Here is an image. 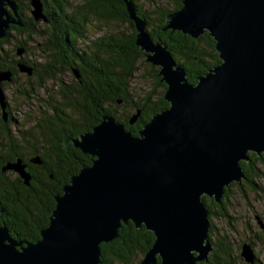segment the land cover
<instances>
[{
	"label": "water",
	"instance_id": "1",
	"mask_svg": "<svg viewBox=\"0 0 264 264\" xmlns=\"http://www.w3.org/2000/svg\"><path fill=\"white\" fill-rule=\"evenodd\" d=\"M125 1L139 29L138 48L148 52L149 65L160 66L168 106L152 114L138 134L103 112L91 129L66 136L64 148L90 154L91 163L54 194L48 223L35 241L15 239L0 223V264H98L99 244L115 238L128 219L154 234L138 264L206 261L212 244L202 196L219 202L232 181L244 178L240 160H247L249 151H264V0H181L177 10L167 12V30H181L192 39L208 31L215 41L220 61L195 82L166 43L148 37V16L135 17L132 1ZM29 3L33 18L49 24L42 0ZM17 7L16 0H0V38L8 42L10 24H24ZM16 65L32 71L23 60ZM72 73L79 75L76 66ZM10 75L9 69H0L4 120L1 82ZM34 160L41 161L38 155ZM6 168L26 182L30 177L19 157ZM241 255L254 260L249 243L242 244Z\"/></svg>",
	"mask_w": 264,
	"mask_h": 264
},
{
	"label": "trees",
	"instance_id": "2",
	"mask_svg": "<svg viewBox=\"0 0 264 264\" xmlns=\"http://www.w3.org/2000/svg\"><path fill=\"white\" fill-rule=\"evenodd\" d=\"M16 1L17 12L21 15L24 24L21 26L12 24V28L18 34H23V39L12 44L15 51L19 46L24 47L27 44L32 33L40 31L37 27L38 20H35L29 12L31 9L29 0ZM131 1L135 7L136 17L148 16L151 24L146 25L148 37L152 42L160 40L166 43L170 54L186 70L190 82H195L198 75L204 74L220 61L215 49V41L213 37H209L208 31L203 33V37L192 39L189 34H181V30H167V12L177 10L181 6V0L169 2L151 0V5L146 7L140 6V0ZM42 2L43 12L49 18L51 32L49 39H52L49 46L54 51L49 52L46 64L41 63L37 66L36 69H40L38 78L40 75H52L55 70L72 71V67L76 66L81 79L77 91L74 88L76 97L71 99L75 113L67 111L66 106L70 104L68 102L58 101L52 95L45 99L46 104L51 108L46 138L49 139L50 144L52 143L49 153L55 152V159L60 152L65 151L63 145L65 136H73L91 129L101 119L103 112L113 114L116 119L124 122L128 130L138 134L139 128L149 120L152 114L168 106L163 96L166 84L160 79V66L149 65L148 52L138 48V36L134 31V26L137 24L129 17L125 0H81L79 3L70 0H42ZM88 13L103 15L105 20L111 18L127 20L133 27V32L130 34L110 32L103 35L101 39L95 40L92 45L84 47L83 40L87 37L85 21ZM4 42L6 40L0 38V46ZM139 57L143 58L141 63L144 64L142 75L148 76L151 83L148 90H140L135 94L131 81L137 71ZM17 60L9 59L7 52L0 49V69L17 70ZM21 60L28 61L25 57ZM40 82H42L41 78ZM161 86L164 89L157 92V87ZM59 87L63 95L68 96L62 83ZM119 108L122 109V113H118ZM137 111L136 120L130 123L131 115ZM39 117L35 123L38 130L40 126H46L45 121L42 120L43 115L40 114ZM10 154L11 157L3 156V161L11 160L14 152L12 154L9 150L8 155ZM68 154L70 159L73 157L74 161L80 162L64 166L63 164H49V166L47 164L49 169H54L53 166L65 168V175L59 177L58 181L46 183L42 177L35 176L40 183L36 180L37 182L32 181L29 186L24 187L13 180L12 171H3L4 164H0V202L4 207L3 213H0V222L6 223L10 234L15 239L23 242L38 239L40 229L47 225L49 213L54 208V194L62 192L63 185L69 181L72 173L82 165L91 163L92 156L80 149H71ZM261 160L263 155L253 151L248 152L247 160H240L245 184L248 183L252 187L254 184L252 178L259 173L254 163ZM236 184L242 186V183ZM228 189L227 186L219 202L214 201L212 197L208 201L206 195L202 196L209 211L210 224L207 237L212 244V249L207 260L198 261L197 264H237L238 254L232 253L230 241L211 237L212 214L228 217L224 208L225 200H223ZM153 240L154 234L145 227V224L141 223L137 227L132 220L128 219L127 222H122L115 238L99 244L100 262L98 264H138L140 257L151 246Z\"/></svg>",
	"mask_w": 264,
	"mask_h": 264
},
{
	"label": "rangeland",
	"instance_id": "3",
	"mask_svg": "<svg viewBox=\"0 0 264 264\" xmlns=\"http://www.w3.org/2000/svg\"><path fill=\"white\" fill-rule=\"evenodd\" d=\"M70 1L81 2V0ZM152 1L155 2L156 0ZM167 1L169 2L170 0ZM141 5L143 7L149 6L151 5V0H140ZM130 14L132 15V12ZM85 22L87 37L83 40L84 47L92 45L95 40L101 39L104 37L103 35H107L110 32L116 31L125 34L133 32V27L127 20L116 18L105 20L103 15L99 14L92 15L88 13ZM135 26L134 31L138 33L139 40V29L137 25ZM37 27L40 31L32 33L27 40V44L24 47L22 46V51L18 53V48L21 46L15 51L12 44L19 39H23V34H18L12 28V24H10L7 29H10L11 35L9 42L2 43L0 49H4L7 52L9 59L21 60L22 57H25L26 59H34L37 62H41L43 65L46 64L49 52L54 51L46 41L49 38L50 25L40 18L38 19ZM142 59V57L138 58L137 71L131 81V87L135 94L140 90H148L151 83L148 76L142 75L144 71V64L141 63ZM55 71L49 76L40 75L42 79V82H40L39 76L31 75L28 77L25 71L19 70L17 67L14 79L9 82L6 80L4 89L2 88L3 93L7 95L8 100L14 106V110L18 112L16 114L22 118L21 120L24 124L32 125V123L37 121L39 114H41L40 111L44 109L51 110L45 101L50 95L58 101H65L70 104L71 99L76 97L73 88H76L75 81L77 80L72 71L66 69ZM11 77L12 75H10ZM60 83L63 84V89L68 96L63 95V92L59 90ZM17 89H20L22 92L18 93ZM163 89V86L157 87V92H161ZM70 104L66 106L67 111L75 113L73 111L74 106ZM122 112V109L119 108L118 113ZM260 154L263 155V160L254 163L258 167L259 173L252 178L254 182L252 187L250 184L244 183V178L239 181V183H242L241 187L236 184L238 182L232 181L235 184L231 182L228 185L229 189L226 191V195L223 196V200H225L224 208H226L228 217L221 214H212L211 216V224L213 226L211 237L213 239L218 237L221 240L230 241L232 253L238 254V258H236L237 264H264V151ZM8 169L6 168L4 171H9ZM209 199L210 197L207 196L208 201ZM212 206L214 207V205ZM243 243H249L255 254L256 258L252 262L247 261L241 255Z\"/></svg>",
	"mask_w": 264,
	"mask_h": 264
},
{
	"label": "flooded vegetation",
	"instance_id": "4",
	"mask_svg": "<svg viewBox=\"0 0 264 264\" xmlns=\"http://www.w3.org/2000/svg\"><path fill=\"white\" fill-rule=\"evenodd\" d=\"M50 30V27H49ZM49 36H51V32L49 31ZM48 44L51 43L52 39L46 40ZM46 42V43H47ZM28 64L32 67L31 73H26L28 77L31 75H36L38 77L39 70L36 69L41 62H37L34 59H28ZM14 69V68H13ZM10 69L12 77L9 81L14 79L15 70ZM76 80V88L80 84V72L79 75H74ZM6 80L1 82V86L4 89ZM30 82V81H29ZM74 89V88H73ZM25 90V89H24ZM27 92V90H25ZM5 92V91H4ZM17 92L20 93V89H17ZM6 99V111H7V119L4 120L2 117V109L0 106V164H8L14 162L16 158H20L22 164H24V169L29 173V179L26 182L18 173V171L14 169H8L13 173V180L19 183L22 187L29 186L32 181L40 183V181L35 177H42L46 183L58 181L57 179L63 175H65V168L63 167L65 164H78L80 161H74L75 159H70L68 152L71 151L72 148H64L65 151L60 152L59 156L54 157L55 152H50L51 144L49 139L46 138V128H48V123L50 119V113L48 110H42L40 113L43 115V121H45L46 126H40L39 130L36 129L35 123L32 125L24 124L21 120L22 118L18 117L17 110H14L13 104L8 100L7 95L5 94ZM40 115V114H39ZM39 117V116H38ZM40 118V117H39ZM29 119V118H28ZM45 127V128H44ZM60 128V127H59ZM66 137V136H65ZM64 137V138H65ZM9 139V140H8ZM64 145V144H63ZM69 146H73L72 142H70ZM9 150L14 156L11 160H4L3 156L11 157L9 154ZM74 151V150H73ZM38 155L41 161H35L34 157ZM47 164H63V166L56 167L53 166L54 169H49ZM3 165V166H4ZM6 169H3V171ZM1 173V172H0ZM37 180V181H36ZM1 192V188H0ZM2 204V203H1ZM4 210V207H3ZM2 223V222H0Z\"/></svg>",
	"mask_w": 264,
	"mask_h": 264
}]
</instances>
